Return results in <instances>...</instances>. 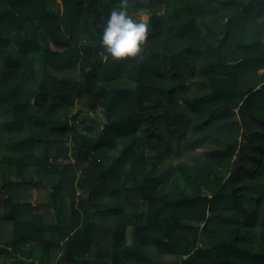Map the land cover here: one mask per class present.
<instances>
[{"label":"trees","instance_id":"obj_1","mask_svg":"<svg viewBox=\"0 0 264 264\" xmlns=\"http://www.w3.org/2000/svg\"><path fill=\"white\" fill-rule=\"evenodd\" d=\"M117 3L0 0V264H264V0Z\"/></svg>","mask_w":264,"mask_h":264},{"label":"clouds","instance_id":"obj_2","mask_svg":"<svg viewBox=\"0 0 264 264\" xmlns=\"http://www.w3.org/2000/svg\"><path fill=\"white\" fill-rule=\"evenodd\" d=\"M149 21V12L144 8H137L133 14L129 0H118L103 25L97 56L102 61L143 60L152 35Z\"/></svg>","mask_w":264,"mask_h":264},{"label":"rangeland","instance_id":"obj_3","mask_svg":"<svg viewBox=\"0 0 264 264\" xmlns=\"http://www.w3.org/2000/svg\"><path fill=\"white\" fill-rule=\"evenodd\" d=\"M58 4H54L52 5L53 8H57ZM77 112L79 113L78 114V117H79V120L83 123H91L93 124V120H98L97 116L95 114H91V115H87V113L84 111V110H77Z\"/></svg>","mask_w":264,"mask_h":264}]
</instances>
